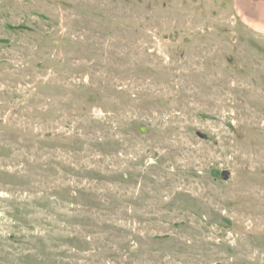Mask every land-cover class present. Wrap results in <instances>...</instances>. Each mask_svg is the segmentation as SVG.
I'll return each instance as SVG.
<instances>
[{
	"label": "rangeland",
	"instance_id": "obj_1",
	"mask_svg": "<svg viewBox=\"0 0 264 264\" xmlns=\"http://www.w3.org/2000/svg\"><path fill=\"white\" fill-rule=\"evenodd\" d=\"M233 2L0 0V264H264V34Z\"/></svg>",
	"mask_w": 264,
	"mask_h": 264
},
{
	"label": "crops",
	"instance_id": "obj_2",
	"mask_svg": "<svg viewBox=\"0 0 264 264\" xmlns=\"http://www.w3.org/2000/svg\"><path fill=\"white\" fill-rule=\"evenodd\" d=\"M258 2L259 4L257 6V13L261 16V18L255 19L254 22L246 16L241 0H234L233 4L236 14L242 19L244 23H246L254 31L264 34V21L262 20V17H264V0H258Z\"/></svg>",
	"mask_w": 264,
	"mask_h": 264
}]
</instances>
